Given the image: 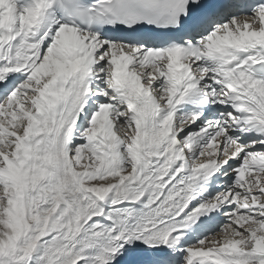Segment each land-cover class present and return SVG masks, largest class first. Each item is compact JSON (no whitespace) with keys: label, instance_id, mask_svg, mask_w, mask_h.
<instances>
[{"label":"snow or ice","instance_id":"1","mask_svg":"<svg viewBox=\"0 0 264 264\" xmlns=\"http://www.w3.org/2000/svg\"><path fill=\"white\" fill-rule=\"evenodd\" d=\"M0 264H264V0H0Z\"/></svg>","mask_w":264,"mask_h":264}]
</instances>
